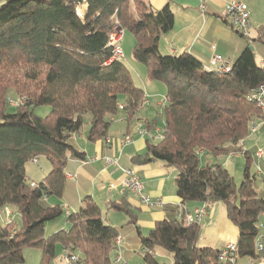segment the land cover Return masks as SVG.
<instances>
[{
  "label": "trees",
  "instance_id": "trees-1",
  "mask_svg": "<svg viewBox=\"0 0 264 264\" xmlns=\"http://www.w3.org/2000/svg\"><path fill=\"white\" fill-rule=\"evenodd\" d=\"M83 3L81 18L76 7ZM115 20L132 34V57L144 66L146 79L166 87L162 135L157 142L146 140L145 150L132 156L131 163L159 161L174 168L182 203L209 208L222 202L238 230V258H254L264 200L250 173L256 150L243 151L242 144L253 123L264 119L248 100L264 84V64L256 63L250 49L254 43L264 46V23L230 72L221 73L206 69L189 53H160L161 36L173 28L168 6L153 10L145 0H0V209L9 207L20 217L19 226L0 223V264L24 263V248L40 251L39 264H52L57 248L78 254L79 264H127L115 243L126 226H136V209L126 199L107 209L127 217L117 228L105 224L101 208L89 196L75 212L44 204L62 198L66 174L77 166L71 159L85 160L70 143L85 118L87 141L106 140L118 111L129 126L145 99L122 59H112L109 35ZM10 91L23 100L13 111L8 110ZM43 106L50 110L40 117L35 110ZM154 122L145 121L144 130H152ZM235 153L245 158L238 186L219 160ZM39 158L50 171L32 187L25 165ZM60 217L67 227L46 235L47 223ZM135 231L143 264H164L154 249L170 254L171 264H213L217 259L219 249L199 245V224H188L183 216L157 221L145 235L138 227Z\"/></svg>",
  "mask_w": 264,
  "mask_h": 264
},
{
  "label": "crops",
  "instance_id": "crops-1",
  "mask_svg": "<svg viewBox=\"0 0 264 264\" xmlns=\"http://www.w3.org/2000/svg\"><path fill=\"white\" fill-rule=\"evenodd\" d=\"M228 1L230 0H145L153 10H160L164 6H168L173 13V28L167 34L162 35L159 41L160 53L173 56L189 53L206 69L212 67L211 59L214 55L221 56L225 65H232L249 40L241 37L231 27L225 11ZM236 1L244 3L248 8L249 22L253 29L251 38H253L258 27L264 23V0ZM258 45L260 44L254 43L252 47L254 54L257 50L259 51V55L255 54V60L261 66L264 64V48L258 49ZM139 74V86L137 87L144 93L145 104L138 110L137 118L127 126L125 115L121 110L118 111L112 118V125L106 140L90 143L86 139L89 129V119L86 117L84 129L73 136L70 143L78 151L84 153L85 160L83 161L87 163L71 159L72 163H77V166L66 174L67 183L62 198L44 200V204L48 206L59 204L63 208H68L70 212H75L82 199L89 196L101 208L105 224L117 228L127 223V217L122 212L107 209L109 203L126 199L136 209L137 214L136 226H126L121 234V253L122 257L127 258V264H130L133 259L135 260L138 254L142 255L135 231L136 227L145 235L157 221L175 220L180 212L181 215L192 214L196 208L203 205L193 201L182 203L181 199L177 197L174 168H168L159 161L147 165L131 163L132 156L145 150L146 140L157 142L160 139L164 127L162 118L164 103L162 102L165 99L166 90L162 91L165 85L147 80L145 69L142 74ZM119 104L121 107L124 105L123 98H120ZM145 121L151 124L155 122L153 129L145 131L142 136L137 130L144 129ZM261 126L264 127V121H257L255 127ZM252 133H256V130ZM126 135L132 136L131 143L120 146L119 139ZM107 140L110 141L106 142ZM246 141L244 140L242 144L243 151L261 150L256 143L249 146ZM239 156L244 157L242 153L228 157ZM105 158L116 159L117 165L105 162ZM39 160H44L45 169L41 168L43 171L36 176L37 178L30 177L26 170L27 164H37L38 166ZM28 163L25 165V173L29 182L38 184L50 171V165L44 158L37 159L36 163ZM253 164L256 167V172L260 169V175H264L263 151L260 158L253 156ZM223 166L225 167V162H223ZM122 169H133L139 176L144 186L143 193L151 200L150 205L143 204L124 188L125 177ZM217 204L218 202L207 208L206 215L199 222L198 244L220 249L226 243L236 241L238 230L228 220L224 204L223 207H216ZM261 214L264 219V212ZM60 223L49 226L53 230L67 227L64 221ZM46 228L47 225L45 230ZM261 237H264V228ZM161 251L162 249L157 250V257L161 255Z\"/></svg>",
  "mask_w": 264,
  "mask_h": 264
},
{
  "label": "built area",
  "instance_id": "built-area-1",
  "mask_svg": "<svg viewBox=\"0 0 264 264\" xmlns=\"http://www.w3.org/2000/svg\"><path fill=\"white\" fill-rule=\"evenodd\" d=\"M202 9V8H201ZM226 16L230 21L231 27L243 38L249 40L252 37L253 29L249 22V11L247 6L239 1L230 0L226 3L225 6ZM86 13V5L83 3L79 7H76V14L79 17H83ZM124 30L119 29V31H111L109 35V45L112 47V59L120 60L123 59V53L120 47V42L123 38ZM212 67L210 70L218 71L221 73H228L231 70V65H225L221 56L214 55L211 59ZM248 100L252 102L256 107H258L264 115V84L257 86L253 89L249 95ZM165 102V99L162 103ZM145 104L143 100L142 105ZM255 131V127H251V132ZM137 132L140 135L145 134L144 129H138ZM107 140L106 142H109ZM132 141V136L126 135L123 138L119 139L118 143L120 146H125L130 144ZM201 154V152H200ZM256 158L262 156V151L256 150L254 153ZM105 162L112 163L117 165L116 159L105 158ZM36 163V160L33 161ZM86 164V161H83ZM125 180L123 183L124 188L132 194L134 197L139 199L143 204L150 205L151 200L148 196L144 195L143 190L144 186L141 182L139 176L135 173L133 169H122ZM257 173L260 174V169ZM71 178V176H68ZM32 187H36V183H31ZM207 206L203 204L201 207L196 208L192 214L181 215V212L178 214V218L181 216L184 217V220L188 224H199L200 220L206 215ZM13 218V210L9 207H4L0 209V219H4L6 222H10ZM121 237H117L115 243L117 245L121 244ZM254 253L255 257L250 258V264H264V237H257L254 242ZM63 262L64 264H79L81 262V257L71 251L70 249H64L62 251ZM154 255H157L156 250L154 249ZM120 256L117 258V261H120ZM238 260L237 246L235 242H228L223 245L218 252L217 259L213 264H236Z\"/></svg>",
  "mask_w": 264,
  "mask_h": 264
},
{
  "label": "rangeland",
  "instance_id": "rangeland-1",
  "mask_svg": "<svg viewBox=\"0 0 264 264\" xmlns=\"http://www.w3.org/2000/svg\"><path fill=\"white\" fill-rule=\"evenodd\" d=\"M119 31V29H123L120 24L119 21L115 20V23L113 25V28L111 31L116 30ZM134 45V38L132 36V34L125 32L123 35V38L120 42V47L123 53V59L122 61L124 62L127 70L129 71L131 78H132V82L133 84L137 87L138 85V76L140 75L139 73H143L144 72V66L140 63H137L133 57H132V47ZM259 48L258 49H263L264 47L261 45H258ZM255 54L259 55V51L257 50L255 52ZM160 85H163L160 83ZM166 87L163 86V91L164 92L166 89ZM164 97V96H163ZM8 110L13 111L14 108H16L18 105H21L23 103V100L19 97H17L13 91H10L8 93ZM50 108L48 106H43V107H39L35 110V114L40 116V117H44L48 112H49ZM262 121H264V119H262ZM257 122V121H256ZM256 122L253 123L252 126L255 127ZM85 125V123H84ZM256 129V133H252L251 129L249 131V134L247 136V138L245 140L247 145H253V144H257V146H259V148H261V150L264 152V127H255ZM82 129H84V127H82ZM82 129L80 131H82ZM239 153H235L232 154L233 155H237ZM204 161V159H203ZM221 164H223V162H225V168L229 171V173L232 175L235 184L238 186L241 182L242 179V172L245 166V158L244 157H222L220 159ZM26 167V166H25ZM46 164L44 162V160H39L38 166L37 164L33 165V164H27L26 170L27 173L29 174L30 177H34L37 178L36 176L38 174H40L43 170H41V168L45 169ZM250 173L251 174H255V179L253 181V186L255 188V190H257V194L259 197H261L264 200V175H260L259 173H256V167L253 163H251L250 166ZM34 175V176H32ZM223 207V203L222 202H218L216 207ZM16 213L13 211V218L11 219L10 222H6L4 219H0V223L5 225V224H10V223H15L17 224V226L20 225V217ZM262 215V214H261ZM258 217V237H261L262 232H263V226H264V219L262 216ZM104 217V216H103ZM64 221V217H60L58 219L53 220L52 222L47 223V228L45 230V234H51L52 232H55V230L57 231V228H55L54 230L50 228V224L51 225H57V224H61L60 222ZM23 257H24V263L22 264H39V260H40V251L37 249H33V248H24L22 251ZM63 254L62 251L57 248L56 250V257L53 260L52 264H64L63 262ZM157 260L160 263H164V264H171L172 263V258L171 255L168 254L167 252H165L164 250L161 251V255H159V257H157ZM130 264H143L142 260H141V255L138 254L135 258V260L133 259L132 262ZM237 264H250V258L247 257H240L238 258Z\"/></svg>",
  "mask_w": 264,
  "mask_h": 264
},
{
  "label": "water",
  "instance_id": "water-1",
  "mask_svg": "<svg viewBox=\"0 0 264 264\" xmlns=\"http://www.w3.org/2000/svg\"><path fill=\"white\" fill-rule=\"evenodd\" d=\"M250 49H252V50H253V47L251 46V47H250Z\"/></svg>",
  "mask_w": 264,
  "mask_h": 264
}]
</instances>
